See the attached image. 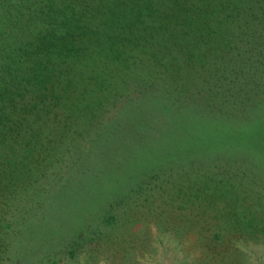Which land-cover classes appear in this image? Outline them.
<instances>
[{
  "label": "trees",
  "instance_id": "16d2710c",
  "mask_svg": "<svg viewBox=\"0 0 264 264\" xmlns=\"http://www.w3.org/2000/svg\"><path fill=\"white\" fill-rule=\"evenodd\" d=\"M209 20L217 22L216 27L207 28ZM153 28L157 45L132 39ZM263 30L264 0H0V214L10 206V200L24 197L26 189L33 186L32 182L26 187L16 181V175H31L33 169L26 165L28 153L23 149L54 141L51 133L57 134L55 145L71 140L85 143L98 117L121 109L123 102L142 93L144 86L160 84L163 94H167L169 86L176 90L178 84L164 77L169 61L177 72L179 66L187 68L194 61L199 67L205 65L204 70L206 63H214V69L206 71L207 78L196 69L194 75H198L199 85L209 84L210 91L223 98L227 90L218 84L232 81L234 59L247 61L246 52H260L262 45L257 38ZM217 31L226 35L224 41L210 43L204 39ZM192 33L198 35L196 40ZM125 47L144 52L154 49L159 54L160 67L140 69L135 60L128 59L135 54L123 50ZM200 48L209 53L205 55L208 59L191 60ZM205 107L224 109L210 101ZM53 160L49 159L42 174L52 167ZM221 164H198L187 171L186 181L167 187L171 191L168 197L152 192L156 188V182L151 180L155 171L134 180H106L113 193L119 186L122 190L103 201L97 211L92 210L94 204L85 207L86 198L80 199V208L86 213L76 215L77 228L73 227L68 238L67 254L75 256L79 246L83 254L89 253L91 247L86 248L89 242L85 241L92 242L95 248L99 244L104 248L111 245L118 252L122 239L116 238L114 232L123 229V224L134 227L136 213L132 207L153 210V219L163 223L166 206H183L193 216L202 214L197 218L202 227L208 216H215L225 224L212 230L214 239L221 236L222 229H241V219L246 221L245 229L256 218L240 213L237 184L223 177L225 172L216 170L217 179L209 173L208 166ZM144 167L142 164L133 169ZM97 184L95 180L89 182L88 190L100 187ZM156 198L159 201L155 202ZM3 220L1 224L0 216V228L8 225L9 221ZM170 222L168 215L167 223ZM263 223L260 221L258 227ZM203 234L212 239L207 232Z\"/></svg>",
  "mask_w": 264,
  "mask_h": 264
},
{
  "label": "rangeland",
  "instance_id": "374dc122",
  "mask_svg": "<svg viewBox=\"0 0 264 264\" xmlns=\"http://www.w3.org/2000/svg\"><path fill=\"white\" fill-rule=\"evenodd\" d=\"M209 22L207 28L216 27L217 22ZM153 30L141 31L132 39L157 45ZM197 36L191 35L194 40ZM225 38L218 31L204 37L210 43ZM257 39L262 45L260 52H246L247 61L235 57L232 81L218 84L227 90L223 98L220 93L214 95L209 84L197 83L196 71L207 78L206 71L214 69V63H206L205 70V65H195V59H208L205 55L209 53L200 48L190 67L181 65L177 72L170 61L166 63L164 77L178 84L176 90L169 86L167 94H163L160 84L144 86V91L123 102L121 109L98 117L85 143L71 140L55 145L57 134L51 133L54 141L23 149L28 153L26 165L33 169L31 175H16V181L26 187L32 182L33 186L26 189L24 197L10 200L13 203L9 201L10 206L0 214L1 224L4 218L9 221L0 228V264H264V223L258 227L260 221L264 222V30ZM123 50L135 54L128 59L135 60L140 69L160 67L159 54L154 49ZM184 59L188 60L185 54ZM209 101L224 109L209 110L205 107ZM51 158L52 167L42 174ZM214 160L222 164L208 166L209 173L217 179L216 170L225 172L223 177L237 184L240 213L256 218L250 220L252 226L248 220L249 225L243 229L246 221L241 219V229H222L221 236L214 239L212 230L225 224L215 216H208L202 227L197 219L202 214L193 216L183 206H166L163 223L153 219V210L132 207L136 213L134 227L123 224V229L114 232L116 238L122 239L118 252L111 245L104 248L99 244L95 248L92 242L85 241L89 242L85 247H91L89 253L83 254L79 246L75 256L67 254L68 238L73 227L77 228L76 215L86 213L80 208V199L86 198L85 207L94 204L92 210L97 211L122 190L119 186L113 193L106 180H134L155 171L151 180L156 182V188L152 192L168 197L171 191L167 187L186 181L187 171L198 164L209 165ZM142 164V170L133 169ZM94 180L100 187L88 190V183ZM123 206L127 208L125 203ZM204 232L212 239L208 240Z\"/></svg>",
  "mask_w": 264,
  "mask_h": 264
}]
</instances>
